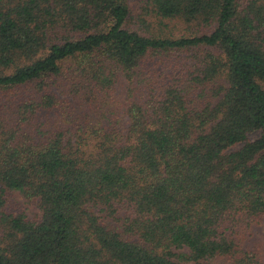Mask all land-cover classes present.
<instances>
[{
	"label": "trees",
	"instance_id": "trees-1",
	"mask_svg": "<svg viewBox=\"0 0 264 264\" xmlns=\"http://www.w3.org/2000/svg\"><path fill=\"white\" fill-rule=\"evenodd\" d=\"M263 219L264 0H0V264H264Z\"/></svg>",
	"mask_w": 264,
	"mask_h": 264
},
{
	"label": "rangeland",
	"instance_id": "rangeland-1",
	"mask_svg": "<svg viewBox=\"0 0 264 264\" xmlns=\"http://www.w3.org/2000/svg\"><path fill=\"white\" fill-rule=\"evenodd\" d=\"M140 0H130L132 5ZM6 211H24L32 219L41 218V210L35 202L23 198L18 192L9 195ZM243 248L256 249L259 257L264 260V219L259 222H253L244 232Z\"/></svg>",
	"mask_w": 264,
	"mask_h": 264
}]
</instances>
